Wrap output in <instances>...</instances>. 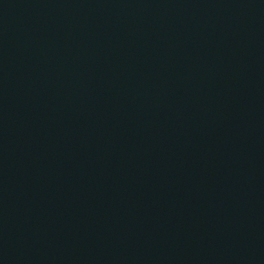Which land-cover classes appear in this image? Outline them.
I'll return each instance as SVG.
<instances>
[{
	"label": "water",
	"instance_id": "1",
	"mask_svg": "<svg viewBox=\"0 0 264 264\" xmlns=\"http://www.w3.org/2000/svg\"><path fill=\"white\" fill-rule=\"evenodd\" d=\"M0 264H264V0H0Z\"/></svg>",
	"mask_w": 264,
	"mask_h": 264
}]
</instances>
